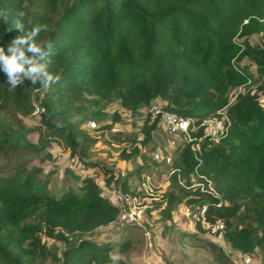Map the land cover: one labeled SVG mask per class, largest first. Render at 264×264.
I'll list each match as a JSON object with an SVG mask.
<instances>
[{
	"label": "trees",
	"instance_id": "1",
	"mask_svg": "<svg viewBox=\"0 0 264 264\" xmlns=\"http://www.w3.org/2000/svg\"><path fill=\"white\" fill-rule=\"evenodd\" d=\"M47 1L43 11L28 20L29 1L0 0V10L8 17L7 23L0 18V46L7 52L10 40L24 34L17 29L6 33L23 12L26 31L47 25L36 42L51 43L48 71L61 78L46 92L27 79L12 89L0 69V151L32 147L27 142L30 128L21 116L33 110L34 99L50 132L33 149L47 139L67 137L73 152L77 143L71 128L55 125L53 119L62 116L61 106L73 109L85 97L101 108L117 101L131 112L160 99L167 109L195 123L226 107L230 125L219 142H201L200 153L185 144L178 153L162 212L170 217L171 207L181 199L190 207L205 206L207 221L223 222L231 248L242 254H252L257 247L264 251V105L251 89L240 90L231 103L229 97L253 77L241 64L245 57L262 78L259 91L264 93V43L251 42L255 34L264 38V0ZM145 125L149 138L155 124ZM66 168L65 173L81 183L58 195L48 189L49 175L38 176V167L18 165L0 174V264H34L44 256L57 264H113L115 238L91 237L116 218L119 207L101 194L92 177ZM192 173L210 177L225 203L209 194L187 198L178 180ZM119 184L122 193L130 192L127 178ZM182 235L200 236L191 231ZM68 236L75 240L60 255L55 245L46 243ZM115 264L127 263L119 259Z\"/></svg>",
	"mask_w": 264,
	"mask_h": 264
},
{
	"label": "rangeland",
	"instance_id": "2",
	"mask_svg": "<svg viewBox=\"0 0 264 264\" xmlns=\"http://www.w3.org/2000/svg\"><path fill=\"white\" fill-rule=\"evenodd\" d=\"M28 1L30 11L25 15L28 20L34 14L41 13L48 4L47 0H26L24 4L28 5ZM251 42L253 45L263 44L264 38L260 34H255L251 36ZM250 61L245 57L241 64L246 66L253 77L239 85L229 97L234 101L240 90L251 89L250 93L255 94L254 97L257 96L259 103L264 105V93L259 91L262 78ZM36 94L39 92H33L32 98ZM90 99L88 97L79 99L73 109L64 104L59 108L63 111L62 116L53 119L55 125L62 124L71 128V134L77 143L75 152L67 137L47 139V144L40 149H33L39 145L41 138H47L50 132V129L41 122V113H35V108L40 105L34 99L33 110L28 115L21 116L24 125L30 128L27 142L32 147L0 151V174H8L11 168L18 165L28 169L38 167L41 170L38 176L49 175L48 189L58 195L67 186L77 188L81 183V180L76 181L71 174L65 173L69 160L75 157L80 169H85L76 174L81 177H92L101 194L109 198L113 204L120 205L119 197L122 192L119 182L124 178L128 180L129 193L143 197H147V193L153 194L151 199L143 201L147 206L141 223H134V226L126 225L122 235L114 234L116 229L108 226L93 233L91 238L95 237L99 241L115 238L110 254H118L127 264L241 263L234 258L235 250L231 248L223 232L215 229L216 223L208 227L210 222L201 223L200 219H196L197 205L190 207L181 199L178 205L171 207L170 217L162 212L166 209V194L172 188L171 181L177 171L174 162L185 145L183 138L167 133L157 120L152 123L155 124L154 128L150 131L149 138H146L143 131L145 124L152 125L149 123L147 107L131 112L117 101H112L101 108ZM91 121L96 124L93 129L88 128ZM192 149L200 153V145L198 148L193 144ZM155 154H159V160L154 158ZM161 155L169 160H160ZM89 162L96 165L89 166L86 164ZM148 184L153 186L152 191L147 187ZM178 184L183 186L187 198L209 194L218 197L220 203H225L215 189L212 179L205 174L192 173L188 177L179 178ZM169 226L175 228L170 229ZM190 229L200 236L195 238L191 235H182V231L192 232ZM73 240L75 239L69 236L66 241L49 238L46 243L49 247L55 245L60 255L64 247ZM251 255L255 260L254 264H264V251L257 247ZM34 264L57 263L52 261L51 257L44 256Z\"/></svg>",
	"mask_w": 264,
	"mask_h": 264
},
{
	"label": "built area",
	"instance_id": "3",
	"mask_svg": "<svg viewBox=\"0 0 264 264\" xmlns=\"http://www.w3.org/2000/svg\"><path fill=\"white\" fill-rule=\"evenodd\" d=\"M166 102L161 101L160 99L154 100L149 106H147V113L149 118V123L152 124L156 119L158 123L170 134L180 135L185 143H190L192 141H201V140H212L217 142L222 135H224L230 124L229 118L227 116L226 110L218 111L217 114L209 116L200 121L197 125L194 119L190 117H184L179 115L176 112L170 111L165 108ZM42 109L40 107L35 108V113L39 114ZM89 128L96 127L94 122H89ZM198 128H202V134L199 137H192L191 133L197 131ZM196 144V143H195ZM197 145V144H196ZM198 147V145H197ZM154 158L159 160V154H155ZM169 160L161 155L160 160ZM77 158L72 157L69 160L70 169L76 173L83 172L85 169H80L76 164ZM147 187L152 191V185L148 184ZM145 193V192H144ZM146 194V193H145ZM147 197H143L139 194H131L129 192L122 193L119 197L120 205L119 212L116 218L108 225V227H114L115 231H120L126 225L130 224L134 226V223H141L145 208L147 205L143 204V201L151 199L152 193H147ZM205 210L206 207L203 206L196 213V219L205 223ZM209 222V221H208ZM208 227L212 224H215V229H218V232L224 229L223 222L221 220H216L215 222H210ZM214 230V227H212ZM224 234V233H223ZM234 258L241 261L239 264H254V259L251 254H242L241 252L235 250ZM251 256V257H250ZM252 258V259H251Z\"/></svg>",
	"mask_w": 264,
	"mask_h": 264
},
{
	"label": "clouds",
	"instance_id": "4",
	"mask_svg": "<svg viewBox=\"0 0 264 264\" xmlns=\"http://www.w3.org/2000/svg\"><path fill=\"white\" fill-rule=\"evenodd\" d=\"M23 16H24L23 12L18 13L17 18L12 21L14 28L6 29V33L11 32L13 29H17L23 32L24 34L17 35L10 40V43L8 44L7 47V52H5V48L3 46H0V69H2L3 72L7 75L8 82L10 83L12 89H15L17 86L21 85L25 79H27L30 80L32 84H39L40 88L46 92L53 84L58 83L61 79L59 75H54L48 71L47 58L49 57L51 52V47H52L51 43L48 41H42L40 43L36 42V37L41 33V31H47V25L36 24L33 25L30 28V30L26 31L25 25L22 21ZM0 18H2L5 23L8 22L7 14L2 10H0ZM231 102L232 101L230 100V103ZM222 109H225L227 113L226 107H223ZM217 112L215 114H217ZM156 120L158 121V119ZM200 121L197 123V125L200 123ZM200 129L202 128H198L197 131ZM172 135H177V134H172ZM219 140L217 142H219ZM203 141L217 143L212 140H201L199 142L194 140L190 143H185V144H190L192 149V145L196 143L199 148L200 143ZM117 206L119 207V205ZM118 232L119 231H116L114 234ZM192 232L195 231L192 230ZM110 259L113 261V264H115V262L120 259V256L118 254H110Z\"/></svg>",
	"mask_w": 264,
	"mask_h": 264
}]
</instances>
